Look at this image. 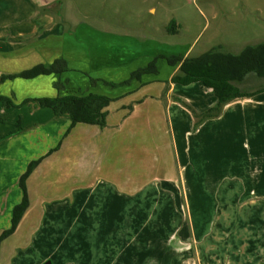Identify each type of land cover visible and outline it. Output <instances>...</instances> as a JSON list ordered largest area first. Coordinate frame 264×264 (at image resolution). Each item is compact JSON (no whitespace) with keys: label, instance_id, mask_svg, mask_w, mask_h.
Returning a JSON list of instances; mask_svg holds the SVG:
<instances>
[{"label":"crops","instance_id":"crops-1","mask_svg":"<svg viewBox=\"0 0 264 264\" xmlns=\"http://www.w3.org/2000/svg\"><path fill=\"white\" fill-rule=\"evenodd\" d=\"M33 4L29 20L0 23V80L64 59L81 84L69 92L66 81L74 71L7 79L0 81V96L15 105L67 94L117 100L105 109V126L78 123L68 133L67 116L34 104L8 108L21 127L34 124L32 136L19 138L31 142L19 143L22 150L14 152L23 158L21 166L15 163L17 174L34 159L41 161L27 180L28 209L0 241V264H264V92L232 101L219 117L196 126L175 98L201 113L215 106L217 97L202 83L167 84L178 66L163 59L158 74L129 86L91 83V78L125 81L159 55L191 57L192 45L146 41L126 53L115 51L109 63L114 80L96 76L72 66L76 58L89 60L83 50L92 57L99 52L95 32L76 25L69 36L67 23L51 12L38 13ZM57 82L64 86L58 89ZM178 85L199 89L186 94ZM26 106L30 117H18L15 109ZM42 117L49 128L41 125ZM202 190H208L204 199L198 198ZM219 196L225 199L218 202L222 211L207 218L204 206L212 199L216 206ZM21 199L19 178L13 186L0 184V237Z\"/></svg>","mask_w":264,"mask_h":264},{"label":"rangeland","instance_id":"rangeland-1","mask_svg":"<svg viewBox=\"0 0 264 264\" xmlns=\"http://www.w3.org/2000/svg\"><path fill=\"white\" fill-rule=\"evenodd\" d=\"M25 2L24 0H0V23L15 24L29 20L32 12H27L28 6L32 7L33 3L31 0L27 1L29 3ZM33 6L38 13H45L43 10L51 12L53 19L67 23L70 27L68 28L69 36L75 35V29L71 27L76 25H80L86 32H95V38L99 42V52L93 53L92 57V53L90 55L83 50L84 57L89 60L76 58L72 61V66L88 69L89 73L112 80L114 78L109 77L113 72L109 68L111 58L114 57L112 54L115 51L126 53L130 47L138 49L139 44L146 41L166 45H192L191 57L218 46H221L223 51L240 53L247 45H257L264 41V0H58L44 8L34 4ZM172 20L176 22V25L169 28ZM80 49L78 45V50ZM94 65L99 68L94 69ZM71 71H74L76 75H70L66 83L69 92L76 93V89L81 84L78 79L80 74L74 69ZM178 87L184 88L186 94L199 89L197 85L189 87L178 85ZM245 87L262 88L264 80L251 76ZM199 95L198 93L197 97ZM31 110L29 106H26L15 109V113L18 117H23V113H27L25 117H30L28 113ZM45 110L51 114L53 112L49 108ZM11 111L0 102V116L6 115L5 119L0 121V184L13 186L26 169L23 172L20 170L17 174L18 165L15 163L21 166L23 158L14 152L18 149L22 150L19 143L31 142L21 141L19 138L32 136L34 124L23 125V130L19 131L17 119L8 115ZM38 120L44 128H49L51 125L47 121L48 118L42 117ZM38 137H41L39 133L36 135V138ZM13 146H15L14 150L11 149ZM38 148V144H35V149ZM5 150L12 151L10 157H6ZM201 169L205 171L203 166ZM2 190L4 192L3 188ZM204 191L208 190H202L198 198H205ZM213 200L211 205L204 206L207 209L205 211L207 218L218 215L222 211L218 202H225L223 196H219L214 206ZM204 223L208 224L207 221Z\"/></svg>","mask_w":264,"mask_h":264},{"label":"trees","instance_id":"trees-1","mask_svg":"<svg viewBox=\"0 0 264 264\" xmlns=\"http://www.w3.org/2000/svg\"><path fill=\"white\" fill-rule=\"evenodd\" d=\"M176 25L172 20L169 28ZM163 59L169 66H178V71L167 80L168 83L190 85L193 83H202L212 89L217 97L215 106L204 112H197L189 103L180 98H175L181 105L187 108L196 120V126L201 123L220 116L224 107L237 99L248 98L257 93L264 92V88L256 91H250L245 87L249 77L254 76L259 80H264V41L257 45H247L239 54L223 51L221 46L213 47L209 51L196 57H183L181 55H159L154 58L146 67L134 71L130 78L120 83L107 82L105 80L92 79L91 83L96 84L101 81L104 85L112 88L129 86L132 80H141L143 75L158 74V61ZM70 71L67 62L64 59H57L51 65H38L29 70L16 74L3 75L0 81L16 78L32 79L39 75H61ZM64 85L56 83L58 89ZM117 98H111L106 95L89 93L86 95L67 94L54 98L44 97L36 99H26L21 104L15 105L12 99L0 96L2 102L7 108H20L24 105L34 104L39 108H49L56 117L67 116L71 121L67 133L78 123L91 125H106L108 112L105 110L111 102ZM18 123V122H17ZM18 130L22 131L20 123ZM41 159L32 161L28 164L26 171L19 179V185L22 190L21 202L13 210L11 226L0 237V241L11 235L17 228L24 213L29 207V196L27 192V180L33 170L38 166Z\"/></svg>","mask_w":264,"mask_h":264},{"label":"water","instance_id":"water-1","mask_svg":"<svg viewBox=\"0 0 264 264\" xmlns=\"http://www.w3.org/2000/svg\"><path fill=\"white\" fill-rule=\"evenodd\" d=\"M56 1L58 0H33V2H35V4H37L38 6H48ZM44 264H51V262L47 261Z\"/></svg>","mask_w":264,"mask_h":264}]
</instances>
